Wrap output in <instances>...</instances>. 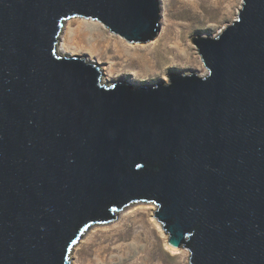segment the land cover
Returning a JSON list of instances; mask_svg holds the SVG:
<instances>
[{"label":"water","instance_id":"95a60500","mask_svg":"<svg viewBox=\"0 0 264 264\" xmlns=\"http://www.w3.org/2000/svg\"><path fill=\"white\" fill-rule=\"evenodd\" d=\"M159 37V0H0V264H72L133 203L189 264H264V0L192 38L207 71L108 84L65 23Z\"/></svg>","mask_w":264,"mask_h":264},{"label":"rangeland","instance_id":"374dc122","mask_svg":"<svg viewBox=\"0 0 264 264\" xmlns=\"http://www.w3.org/2000/svg\"><path fill=\"white\" fill-rule=\"evenodd\" d=\"M159 1L161 30L153 41L131 44L110 33L98 21L72 18L73 23L62 31V36L70 33L68 30H75L76 34L70 36L68 52H60L82 56L86 62L98 65L108 83L152 85L160 80L167 82L170 73L193 71L204 75L207 69L192 38L217 35L235 19L242 0ZM79 19L83 20L81 25ZM113 40L121 43L117 49ZM96 41L110 44L102 46ZM177 46L181 47L180 55L175 53ZM125 56L130 58L127 60ZM138 56H147L149 62L139 66L135 62ZM155 209L153 203H133L118 212L113 222L92 226L72 250V264H189L187 249L174 248L180 251L171 252L166 247L168 236L154 217ZM98 248L101 260L94 255Z\"/></svg>","mask_w":264,"mask_h":264},{"label":"bare ground","instance_id":"6f19581e","mask_svg":"<svg viewBox=\"0 0 264 264\" xmlns=\"http://www.w3.org/2000/svg\"><path fill=\"white\" fill-rule=\"evenodd\" d=\"M74 20V19H73ZM73 20L72 19H69L66 23H65V25H64V30L65 29H68V27L69 26H71V24L73 23ZM79 21V23H78V25H81L82 23H83V20H81V19H79L78 20ZM94 24V23H93ZM64 30H63V32H64ZM70 33H68V34H64L63 36L61 35L60 37H62V40H61V42L59 41V45H58V50L59 51H62L63 53H66V52H68V51H66L67 50V48H69L70 47V44L68 43V41L70 40V36H71V34H76V31L75 30H72V31H70V30H68ZM72 32V33H71ZM72 40H73V38H71ZM96 43L97 44H102V46H106V45H108V44H110V41H96ZM149 43V42H148ZM112 44H113V46L117 49V47H118V44H121L120 42H118V41H115V40H113V42H112ZM133 44H136V43H133ZM141 44V43H140ZM142 44H144V43H142ZM179 50H181V47L179 46H177V48L175 49V53L177 54V55H180L179 54ZM66 55V54H65ZM68 55H70V56H75V55H73V54H68ZM126 58H127V60L130 58H128L127 56H125ZM135 58H137L136 59V64H139V66H141L142 64H147L148 62H149V59H148V57L147 56H138V57H135ZM132 60H133V58H131ZM131 60V61H132ZM130 61V62H131ZM132 64V63H131ZM189 73V72H188ZM198 73V72H197ZM199 75H202L201 74V72H199L198 73ZM103 81H105V82H107V79H104L103 78ZM108 83V82H107ZM112 82H110V83H108V84H111ZM88 233V232H87ZM85 236V235H84ZM80 244V242L79 243H77L74 247H73V249H75L78 245ZM166 247L171 251V252H179L180 250H178V249H174V247H171L167 242H166ZM74 251V250H73ZM94 255H95V257H96V259L97 260H101L102 259V257H101V252H100V249L98 248V249H96L95 251H94ZM110 254L111 255H113V251H111L110 252ZM110 260L112 261V260H114V257L113 256H111L110 257ZM75 264H77L76 262H75Z\"/></svg>","mask_w":264,"mask_h":264}]
</instances>
